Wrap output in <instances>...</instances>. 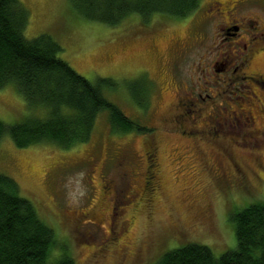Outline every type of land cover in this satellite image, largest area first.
<instances>
[{"label":"rangeland","instance_id":"rangeland-1","mask_svg":"<svg viewBox=\"0 0 264 264\" xmlns=\"http://www.w3.org/2000/svg\"><path fill=\"white\" fill-rule=\"evenodd\" d=\"M21 1L29 11L25 35L50 33L63 46L60 56L78 72L92 81L113 78L116 84L105 86V94L131 118L160 127L164 116L175 112L179 96L195 94L198 100L191 114L198 117L200 127L209 122L219 132V144L198 140L195 146L177 129L170 134L162 129L155 132L163 197L155 203L153 216L141 214L125 241L99 262L94 259L109 228L113 205V196L104 192V180L112 179L119 197L123 194L124 183L115 167L117 155L123 153L132 160L143 155L150 131H114L105 110L99 113L91 138L71 147L51 141L21 147L5 133L0 139V172L18 181L20 193L55 229L58 242L50 259L67 252L78 264H156L163 253L188 242L207 244L216 256L236 248L232 214L264 201V145L260 151L249 150L244 142L233 148L228 142H251L248 132L264 128V89L249 79L236 78L231 70L217 72L222 61L218 53L228 52L233 40H222L215 20L202 27L188 16L157 14L144 21L132 14L109 25L83 16L75 0ZM209 1L201 0L199 8ZM240 12L259 21L253 34H258L264 48L259 34L260 28L264 30V0H244ZM185 41L184 46L177 44ZM232 48L235 54L241 51L240 46ZM203 54H207L206 62L201 60ZM255 59V66L264 72V50ZM208 60L213 66L206 65ZM141 76L152 80L147 108L135 95L143 102V85L134 82ZM228 77L232 80L227 81ZM250 90L256 91V97ZM31 114L44 116L46 108L30 107L15 83L0 88L1 120L11 125ZM209 114L217 118L210 122ZM229 157L247 170L249 179L246 172L242 178L233 172ZM93 213L102 214L103 223H93ZM138 250L140 258L135 257ZM126 252L128 257L123 259Z\"/></svg>","mask_w":264,"mask_h":264},{"label":"trees","instance_id":"trees-1","mask_svg":"<svg viewBox=\"0 0 264 264\" xmlns=\"http://www.w3.org/2000/svg\"><path fill=\"white\" fill-rule=\"evenodd\" d=\"M201 0H75L80 13L109 25L138 14L149 21L157 14L189 17ZM29 11L21 0H0V88L15 83L30 107L46 114H31L7 125L0 119V139L9 133L17 146L51 141L63 147L91 138L101 111H107L114 131L149 132V126L128 116L111 101L104 88L111 77L92 81L60 56L62 44L50 33L28 38ZM147 108L152 80L141 76ZM150 81V82H149ZM138 96V97H137ZM237 246L216 256L200 242H188L162 254L156 264H264V201L252 202L232 214ZM58 239L55 229L39 215L34 203L20 193L18 181L0 172V264H78L63 252L50 259Z\"/></svg>","mask_w":264,"mask_h":264},{"label":"flooded vegetation","instance_id":"flooded-vegetation-1","mask_svg":"<svg viewBox=\"0 0 264 264\" xmlns=\"http://www.w3.org/2000/svg\"><path fill=\"white\" fill-rule=\"evenodd\" d=\"M243 2L244 0H210L207 5H203L202 3L201 7L189 16V19L191 18V20H194V24L201 25L202 27H207L215 20V26L219 29L222 40H233L232 43L234 44H229L228 52L218 53L222 61L220 66L216 69L217 72L220 73L231 70L232 74L237 76L236 78L242 77L245 80L249 79L256 83L259 88L264 89V72L255 66V57L257 58L260 51L264 50L263 46H260L258 43L260 41L258 40V34H253L254 30L259 28V21L248 15L241 14L240 11ZM259 34L261 38H264V30H262V28H260ZM182 43L183 44H180V42H178L177 44L184 46L188 44V41ZM204 44L206 47H209L208 43L204 42ZM231 45L233 47L234 45L240 46L241 51H236L237 54H235ZM207 54H203L201 57V60L204 62H206L208 58ZM236 58H239V60H237L234 65L233 63ZM217 62L219 63V61L216 60V63ZM207 64H209V60L206 65ZM213 64L214 62L209 65L213 66ZM231 80V77L227 78V81ZM227 81L225 79L224 82ZM248 87H250L249 84ZM249 92L252 93L251 96L256 97L257 94L255 90H250ZM199 95L204 98L201 93H199ZM196 100H198V98L195 94L191 96H179L176 110L171 117L164 116V120L162 121L163 125L160 127H150L152 130L146 137L143 155H138L135 160H132L123 153L117 155L115 167H117L116 170L119 180L124 183V192L119 197L115 182L112 179L104 180V192H110L113 196V205L111 207L112 215L110 216L109 228L104 234V238L102 239L100 248L94 259L95 262L104 261L116 246H119L125 241L130 233L131 227L136 223L141 214L152 217L155 203L163 197L164 187L161 178L159 146L157 145V134H155V132L157 133L162 129L170 134V132L175 131L174 129H177V131H181L182 137L192 142L191 144L194 146L198 140L219 144L217 139L219 135V132H217L218 129H213L209 122L205 123V127H200L201 123L198 122V117L195 116V114H191ZM260 113H263V110H261ZM252 117L254 118V115L250 114L249 118ZM207 118L211 122V120L217 118V114L215 116L209 114ZM249 118H247L248 122L250 121ZM252 122L254 123L255 120ZM248 134L252 139L251 142L250 140H248L249 142H245V137L243 135L244 139L240 135H237L236 137L239 136L240 140L242 139L244 141L240 142L236 139V141L228 142L230 143L229 145L234 148L235 145L238 146L244 142L243 144H245V146L247 145L249 150L256 148L261 151L264 145V128H262L261 131L250 130ZM224 151L228 155L226 147H224ZM229 158L232 163L231 166L234 168L233 172L241 178L243 177L242 172H246L244 176L249 179L247 170L239 164L237 160L234 162L233 157ZM223 167L225 168V166ZM226 173L227 171H225V174ZM222 174H224V172H222ZM226 178L228 179V176ZM129 207H131V210L127 212ZM91 216L93 223L97 225L103 223L102 214L97 215L93 213ZM141 255V250L135 253V257L137 258L138 256L140 258ZM126 257H128V252L123 254V259Z\"/></svg>","mask_w":264,"mask_h":264}]
</instances>
